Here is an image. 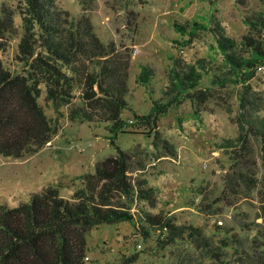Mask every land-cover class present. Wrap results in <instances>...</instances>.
Wrapping results in <instances>:
<instances>
[{"label":"rangeland","instance_id":"1","mask_svg":"<svg viewBox=\"0 0 264 264\" xmlns=\"http://www.w3.org/2000/svg\"><path fill=\"white\" fill-rule=\"evenodd\" d=\"M53 5L67 23L82 12L79 0ZM24 8L22 0H0V20L4 13L12 19L0 31V63L11 75L27 70L16 49ZM88 16L100 43L128 56V108L119 115L124 126L111 139L105 123L69 121L68 110L82 105L81 87L55 109L44 102L41 86L37 103L57 130L34 154L0 157V205L16 208L47 187L72 202L83 177L115 157L118 147L128 158V179L146 182L152 206L114 198L113 204L130 208L132 221L92 228L84 264H256V257L264 264L260 142L246 128L264 122V57L254 69L232 74L217 38L233 41L236 56L243 55L242 39L264 41V0H93ZM188 69L199 75L198 83L171 89L173 75ZM152 104L162 112L152 115L154 125L132 119L148 116ZM246 178H255L258 187L248 190ZM146 214L198 230L205 249L186 241L165 244L144 223ZM242 256L254 261L244 263Z\"/></svg>","mask_w":264,"mask_h":264},{"label":"trees","instance_id":"2","mask_svg":"<svg viewBox=\"0 0 264 264\" xmlns=\"http://www.w3.org/2000/svg\"><path fill=\"white\" fill-rule=\"evenodd\" d=\"M22 1L25 8L19 14L23 32L16 49L18 61L27 70L25 75H11L0 63V157L16 160L34 154L55 134L57 127L37 103L41 86L45 90L44 102L55 109L68 105L74 97V87H81L78 99L82 105L70 108L67 120L105 123L113 139L124 126L119 115L128 108L125 81L129 60L126 55L119 57L111 46H103L96 38L88 16L93 0H79L82 12L74 23H67L66 14L55 8L53 0ZM11 21L10 13L2 15V33L11 27ZM217 38L233 67L232 74L254 69L260 63L258 59L264 57V41L242 39L243 55L236 56L233 41L218 35ZM199 78L188 69L185 74L175 73L170 86L191 89ZM157 113L162 114L161 108L152 104L148 116L134 114L132 119L149 127L154 125L152 115ZM251 123L246 128L260 142L263 192L264 122ZM115 148V157L105 158L94 166L92 176L83 177V188L73 193L72 202L59 198L55 189L47 187L31 194L26 203L16 208L0 205V264H84L85 236L92 228L132 221L130 208L113 204L114 198H123L128 203L134 198L152 206L151 191L144 188L146 182L128 179V158ZM245 180L248 190L258 187L255 178ZM143 221L157 230L165 244L186 241L197 250L206 247L200 232L190 226L179 228L165 217L148 214ZM241 259L244 263L254 261L247 256ZM256 259L254 263L262 264L261 259Z\"/></svg>","mask_w":264,"mask_h":264}]
</instances>
